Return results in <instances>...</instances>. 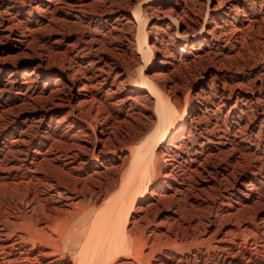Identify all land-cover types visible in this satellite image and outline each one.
I'll return each instance as SVG.
<instances>
[{
    "label": "bare ground",
    "instance_id": "bare-ground-1",
    "mask_svg": "<svg viewBox=\"0 0 264 264\" xmlns=\"http://www.w3.org/2000/svg\"><path fill=\"white\" fill-rule=\"evenodd\" d=\"M191 1L0 0V264H264V0ZM93 5L114 35L63 50ZM154 31L203 63L192 105Z\"/></svg>",
    "mask_w": 264,
    "mask_h": 264
},
{
    "label": "rangeland",
    "instance_id": "rangeland-1",
    "mask_svg": "<svg viewBox=\"0 0 264 264\" xmlns=\"http://www.w3.org/2000/svg\"><path fill=\"white\" fill-rule=\"evenodd\" d=\"M46 2V1H45ZM114 2H116V1H114ZM157 4L155 5L156 7H157V9L158 8H160V7H162L163 6V2H165V0H157ZM26 3H28L29 4V0H26ZM197 3V1L195 0H193V1H191L190 2V10L192 11V12H196L197 11V5H195ZM91 4V3H90ZM196 7V8H195ZM194 8V9H193ZM251 9V8H250ZM256 11H255V10ZM88 11V13L86 14V16H84L83 18H81V19H79V20H75V21H77L76 22V24L75 25H68V23H65V22H63V27H58L57 29L59 30V31H61V30H63V33L65 34L64 36H67L68 34H70L69 35V37H67V39H65L64 41V43H63V50H64V48H65V46L66 45H72V47H73V52L77 49L78 50V48L80 49V47L82 48L83 46H85L86 47V45L87 46H89L88 44L89 43H87V44H85L84 42L86 41V40H88L89 38H93V36H99L100 38H102L103 39V35H106L107 33H108V38H112L111 36H113L114 35V33H110L109 31H110V26L109 25H107L104 21H102L101 22V20H99V19H101V18H99V16H98V13H99V11H101V7H97V6H95V5H93V6H90V8L89 9H87ZM196 10V11H195ZM253 11H255L256 13H258L256 16H259V12H258V7L257 8H253L252 9ZM96 12H98V13H96ZM253 13V12H251V13H253V15H255L256 13ZM89 15V16H88ZM236 17V16H235ZM251 17H253V16H251ZM36 17H35V13L34 12H31V14H27L26 16H25V20H28V21H31V23H32V20H34ZM54 18L55 19H58V20H63V17L62 16H60L58 13H55V16H54ZM2 19V17L0 16V20ZM236 20H238V17L236 18ZM235 20V21H236ZM74 21V20H73ZM80 21V22H79ZM92 21V22H91ZM234 20H232V22H233ZM234 21V22H235ZM98 22H100V23H98ZM105 24H104V23ZM236 23V22H235ZM100 24V25H99ZM165 25H166V23H164ZM89 25V26H88ZM91 27V28H90ZM90 28V29H89ZM91 30L90 32H89V30ZM120 29H122V28H120ZM123 30H124V28H123ZM126 31V30H125ZM49 32H47V31H42V32H39V33H37L35 36L37 37L36 39H37V43H43V42H45V41H48V39H50L51 41H54V39H53V36H50L49 34H48ZM73 35H72V34ZM110 33V34H109ZM161 33H163V32H159V31H156V33H155V31H154V35H155V38H156V40H157V42L159 43V47H161V49L160 50H162V52H164V53H167L168 54V56H170V57H173L174 58V60L176 59V61L177 62H179V64L178 65H181V68H179L178 70H176V72L173 74V76H171V78H172V81H176L177 83H179V85H180V83L182 82L183 83V85L181 84L180 86H183V89L181 88V89H179V90H177L178 92L177 93H173L172 94V102H174V101H176L175 99H179V102L181 103V104H183V103H185L186 101H189V103L192 105V103H194L195 102V98L193 97L194 95H195V93L196 92H194V90H192V88H191V85H189L188 86V88L184 85L185 83L186 84H191V78L193 77V75H194V73H196L199 69H201V67H202V65H203V63H202V65L199 67V64L198 65H195V66H193L192 67V65H188L189 66V68H188V66L187 67H184V66H186L191 60H192V54H191V52H192V50H191V47L189 46V45H187L186 43H184V45L183 46H181V47H177V45L175 44V43H170V44H168L169 46L168 47H166L165 46V44L164 43H166L165 42V36L164 35H162ZM84 34V35H83ZM113 34V35H112ZM121 34H122V32H121ZM119 35V34H118ZM45 36V37H44ZM63 36V37H64ZM43 37V38H42ZM78 39H86L84 42H83V44L84 45H81V46H79V47H77L76 46V40H78ZM167 40V39H166ZM264 30L263 29H261V30H258V31H255V32H253V33H250V37H247L246 38V40H245V42L243 43V42H241V43H243V50L245 51L246 50V56H248V54H247V52L249 51V49H251L252 51H257L258 52V56H259V54H261L262 52H264ZM256 41V42H255ZM1 44V43H0ZM80 44H82L81 42H80ZM246 44V45H245ZM104 45H105V47H110V48H112L111 49V52L113 51L114 53H117V54H119L121 51H120V49H119V47H122V44H120V41L119 42H117V41H113V40H106L105 42H104ZM176 45V46H175ZM0 46H2V44L0 45ZM164 47V48H163ZM247 47H248V49H247ZM122 49V48H121ZM181 50H183V51H181ZM248 50V51H247ZM70 52H72V51H70ZM179 52H183V54H180ZM16 53H17V51H16ZM15 53V54H16ZM172 55V56H171ZM205 62V61H204ZM125 68H126V70H127V72H128V75L134 80L135 78H136V72H134V73H132V71L130 70V68H129V66H127V64H125ZM195 67H197V68H195ZM196 69V71H195V69ZM190 69V70H189ZM195 71V72H194ZM175 82V83H176ZM190 93H192L193 94V96H189L190 95ZM175 94V95H174ZM177 94V95H176ZM178 97V98H177ZM194 99V100H193ZM205 101H207V100H205ZM192 102V103H191ZM190 105V106H191ZM185 106V105H184ZM182 111L180 112V114L183 112L184 113V109H181ZM224 111V110H223ZM224 115H223V114ZM225 113H226V111L225 112H222L221 111V115H223V117L225 116ZM248 113V112H247ZM250 114V115H249ZM239 115H240V113H239ZM255 116V114L254 113H251V111L249 110V113L247 114V116L249 117V119H250V121L251 122H249V123H252L254 120H256L255 118H254V116ZM258 114H256V116H257ZM236 116H238V115H236ZM226 117H228V116H226ZM254 119H253V118ZM229 119H228V127H230L233 123H237L238 121L237 120H234L235 119V116H234V114H232V115H229V117H228ZM232 118V119H231ZM210 121H209V120ZM215 118H213V117H207V119H202L201 120V122H199L200 124H198L196 127H197V130H196V128L194 129H192L191 130V134L189 133V135L190 136H187V139L185 140L186 141V143L188 144V146H190V145H193V144H195L196 143V141H199V139H200V137H201V135L203 136L205 133H206V129H207V126H210V124L213 122V120H214ZM210 123H209V122ZM235 121V122H234ZM237 121V122H236ZM221 122V121H220ZM244 122V121H243ZM231 123V124H230ZM205 124V125H204ZM209 124V125H208ZM222 128L224 129V130H226V126H222ZM259 124H258V128H257V130L259 131ZM198 132V133H197ZM188 137H190L189 139H188ZM248 137H249V134H248ZM191 139V140H190ZM188 140V141H187ZM255 140V139H254ZM192 141V142H191ZM246 141H253V138H251L250 139V137H249V139L247 138L246 139ZM185 156V155H184ZM190 213H186L184 216H185V218L186 219H189V215ZM203 215H205L204 213H203ZM156 221H158V219H156ZM186 222H187V220H185ZM168 229V226L166 227V230ZM175 232H177V233H179V234H181L182 232H184L182 229H177V230H175ZM178 251L180 252V253H190V251L188 250V249H183V250H180V249H178ZM193 253V252H192Z\"/></svg>",
    "mask_w": 264,
    "mask_h": 264
}]
</instances>
